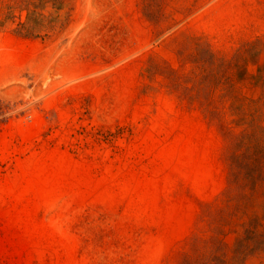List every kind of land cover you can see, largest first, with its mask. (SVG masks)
Returning <instances> with one entry per match:
<instances>
[{"label": "rangeland", "instance_id": "1", "mask_svg": "<svg viewBox=\"0 0 264 264\" xmlns=\"http://www.w3.org/2000/svg\"><path fill=\"white\" fill-rule=\"evenodd\" d=\"M247 236L264 0H0V264H264Z\"/></svg>", "mask_w": 264, "mask_h": 264}, {"label": "trees", "instance_id": "2", "mask_svg": "<svg viewBox=\"0 0 264 264\" xmlns=\"http://www.w3.org/2000/svg\"><path fill=\"white\" fill-rule=\"evenodd\" d=\"M254 236H256V234ZM254 236L246 237L248 241H253L254 244L252 246L250 244L241 246V248H243L240 252V254L243 255L242 260H245L249 255H253L258 251H264V240H260L258 237L256 238Z\"/></svg>", "mask_w": 264, "mask_h": 264}]
</instances>
